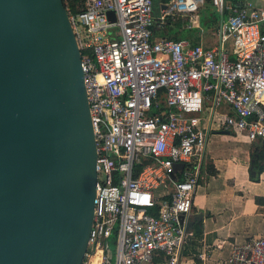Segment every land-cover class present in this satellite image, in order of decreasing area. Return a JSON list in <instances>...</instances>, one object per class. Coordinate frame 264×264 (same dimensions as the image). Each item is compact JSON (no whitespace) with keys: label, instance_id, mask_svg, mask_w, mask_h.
Segmentation results:
<instances>
[{"label":"built area","instance_id":"1","mask_svg":"<svg viewBox=\"0 0 264 264\" xmlns=\"http://www.w3.org/2000/svg\"><path fill=\"white\" fill-rule=\"evenodd\" d=\"M205 2L163 0L160 19L154 0H83L69 13L97 144L83 264L99 251L100 264H179L194 237L182 218L192 213L210 131L264 140V0H213L214 47L154 38L156 20L163 26L169 17L200 28ZM228 264H264V235L233 244Z\"/></svg>","mask_w":264,"mask_h":264},{"label":"water","instance_id":"2","mask_svg":"<svg viewBox=\"0 0 264 264\" xmlns=\"http://www.w3.org/2000/svg\"><path fill=\"white\" fill-rule=\"evenodd\" d=\"M97 182L82 51L64 0H0V264H83Z\"/></svg>","mask_w":264,"mask_h":264},{"label":"crops","instance_id":"3","mask_svg":"<svg viewBox=\"0 0 264 264\" xmlns=\"http://www.w3.org/2000/svg\"><path fill=\"white\" fill-rule=\"evenodd\" d=\"M210 133L192 213L185 218L194 237L179 264H228L233 244L264 235V171L253 180L250 170L253 154L264 158V140Z\"/></svg>","mask_w":264,"mask_h":264},{"label":"rangeland","instance_id":"4","mask_svg":"<svg viewBox=\"0 0 264 264\" xmlns=\"http://www.w3.org/2000/svg\"><path fill=\"white\" fill-rule=\"evenodd\" d=\"M162 1L163 0H154L155 19H160ZM199 16H200L199 22L201 27L192 28V29H200V31L195 32V35L198 36L197 43H202L204 41L207 46L213 47L217 44L218 41V36H217L218 24L216 27V23L214 21L217 18H220V12L217 6L214 5L213 0H206L205 4L201 6ZM185 24H186L185 21L182 18H178L177 16L169 17V19L166 21L164 26H159L158 20H156V24L153 28L154 38L156 40H161L163 38H168V39L173 38L175 34L180 31L181 28L182 29L187 28V25ZM217 119L218 117L216 116L215 122L217 121ZM228 135L234 138L236 137L240 138V133L237 130L232 131ZM110 248L112 251L111 259L112 261H114L117 252L116 240H111Z\"/></svg>","mask_w":264,"mask_h":264},{"label":"trees","instance_id":"5","mask_svg":"<svg viewBox=\"0 0 264 264\" xmlns=\"http://www.w3.org/2000/svg\"><path fill=\"white\" fill-rule=\"evenodd\" d=\"M227 3L233 4V5H240L241 3H243L245 0H225ZM64 3L66 5V8L68 10V12L72 15H76L80 12L81 7L83 6V0H64ZM219 18H217L214 22L216 23V27L218 24ZM205 26V25H204ZM196 31H200V29H180L179 32H177L175 34V36L173 38H170L172 40H183V39H190L191 41H193L194 43L198 42V36L195 35ZM83 54H85L83 52ZM260 159L256 160L255 162V166L256 169L258 171L257 175H251V178L253 180H257L259 175L264 171V158L261 155L260 152ZM252 158H255V155H252ZM259 201V200H258ZM200 233V232H198Z\"/></svg>","mask_w":264,"mask_h":264},{"label":"bare ground","instance_id":"6","mask_svg":"<svg viewBox=\"0 0 264 264\" xmlns=\"http://www.w3.org/2000/svg\"><path fill=\"white\" fill-rule=\"evenodd\" d=\"M101 261V252L99 251L96 256H94L91 260L90 264H100Z\"/></svg>","mask_w":264,"mask_h":264}]
</instances>
